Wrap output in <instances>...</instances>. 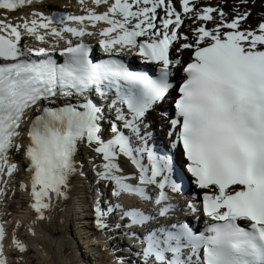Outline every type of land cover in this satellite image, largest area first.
Masks as SVG:
<instances>
[{
	"label": "snow or ice",
	"instance_id": "6c2138e0",
	"mask_svg": "<svg viewBox=\"0 0 264 264\" xmlns=\"http://www.w3.org/2000/svg\"><path fill=\"white\" fill-rule=\"evenodd\" d=\"M78 4L0 0V175L22 152L43 219L83 148L108 192L94 226L133 241L130 264H264V0Z\"/></svg>",
	"mask_w": 264,
	"mask_h": 264
},
{
	"label": "bare ground",
	"instance_id": "6f19581e",
	"mask_svg": "<svg viewBox=\"0 0 264 264\" xmlns=\"http://www.w3.org/2000/svg\"><path fill=\"white\" fill-rule=\"evenodd\" d=\"M60 1L62 0H45L48 7L41 10L57 9L55 6ZM74 2H76V9L64 11L77 15L83 14L78 0ZM31 10L33 6L17 12L11 16L12 21L16 22L19 16L30 14ZM19 142L22 146L26 143L23 139ZM91 155L87 150L84 152L80 150L77 160L82 164V174L78 166V173L70 182L68 198L54 201L53 207L44 213V218L38 219L28 206L31 203L29 192L20 187L21 184L24 189L29 186L28 173L24 170L27 161L24 160L22 152L9 154L10 161L17 164V169L10 177L6 174L0 175V199L4 203V210H8L6 214L0 216L6 221L7 226L2 264H21L27 256L30 258L32 256L39 264H89L94 260L98 261L97 264H119L117 257H124L130 264L134 257L119 242L123 236L119 237L117 232L111 230L101 233L93 226V214L89 208L99 188V180L90 181L83 160L85 157L89 160ZM89 162L93 166L90 160ZM17 179H21L20 183H17ZM124 201L139 204L138 198L125 197ZM8 204L11 206H7ZM13 217L20 218V221L17 220L21 225L20 228L13 227ZM73 230L75 233L72 234ZM72 240L79 245L78 257L74 254L73 248L68 249ZM123 244L128 246L127 242ZM112 249H115L114 254L110 251Z\"/></svg>",
	"mask_w": 264,
	"mask_h": 264
},
{
	"label": "rangeland",
	"instance_id": "374dc122",
	"mask_svg": "<svg viewBox=\"0 0 264 264\" xmlns=\"http://www.w3.org/2000/svg\"><path fill=\"white\" fill-rule=\"evenodd\" d=\"M55 7H57V8H63V10H70V9H76V2H74V0H62V1H60V2H58V4H57V6H55ZM21 179H17V183L20 181ZM14 182V181H13ZM20 183V182H19ZM16 187H18V186H16ZM17 188H15V190H16ZM19 192V191H18ZM55 200H53V202H54ZM74 201H78L77 199H74ZM14 207H15V205H14ZM19 212H21L20 210H18ZM13 213V215H15L14 214V212H12ZM11 213V214H12ZM10 214V213H9ZM14 218V217H13ZM16 219V220H15ZM17 220H19L20 221V218L18 217V218H14L13 219V227H15V226H17L18 228H20L21 227V225L19 224V222L17 221ZM38 220V219H37ZM18 223V224H17ZM22 224H24V223H22ZM25 225V224H24ZM16 228V227H15ZM74 242V243H73ZM71 244V246L68 248L69 250H70V248H73L74 249V254H76V256L78 257V249L77 248H79V245L74 241V240H72V243H70ZM67 249V248H66ZM65 257H67V256H65ZM76 257V258H77ZM31 258H32V256H31ZM29 256H27L25 259H24V261H22V263L21 264H39V262L38 261H35L33 258L31 259ZM98 260V259H97ZM97 262L98 261H96V260H94V261H91V263H89V264H97Z\"/></svg>",
	"mask_w": 264,
	"mask_h": 264
},
{
	"label": "water",
	"instance_id": "95a60500",
	"mask_svg": "<svg viewBox=\"0 0 264 264\" xmlns=\"http://www.w3.org/2000/svg\"><path fill=\"white\" fill-rule=\"evenodd\" d=\"M0 264H1V261H0Z\"/></svg>",
	"mask_w": 264,
	"mask_h": 264
}]
</instances>
